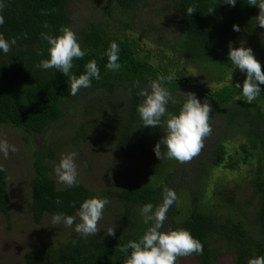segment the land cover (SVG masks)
I'll use <instances>...</instances> for the list:
<instances>
[{
  "label": "trees",
  "instance_id": "trees-1",
  "mask_svg": "<svg viewBox=\"0 0 264 264\" xmlns=\"http://www.w3.org/2000/svg\"><path fill=\"white\" fill-rule=\"evenodd\" d=\"M90 1L96 4V13L73 30L68 13L70 0H0L5 5L0 10L4 17L0 34L9 41L18 38L7 54L0 50V125L19 130L22 141L32 151L26 204L31 223L39 225L44 217L52 219L56 213L75 215L85 199L96 197L79 182L57 189L48 165L54 153L47 145L53 125H66L61 121L63 111L68 112L85 95L94 93L92 101H86L92 120L89 123L95 126L108 123L117 155L124 163L131 162L133 170L130 177L102 195L121 208L114 236L107 232L84 239L74 231L56 244H46L39 253L24 254L23 264H124L127 256L120 247L129 240L138 241L151 226V222L144 223L141 209L151 203L155 210L162 204L165 188L175 193L181 191L187 204L179 206V199L173 203L162 231L186 229L203 245L202 255L179 257L176 264L184 258H191L195 264H217L223 257H230L231 264H248L249 259L264 256V85H260L261 96L254 103L244 101L243 96L236 101L234 96L242 89L234 86L236 83L242 86L246 74L234 68L228 57L229 43L234 48L249 47L264 70V44L256 42L257 34L264 33L255 18L258 7L249 5L247 0H236L235 6L223 0H161L157 14L170 12L173 24L170 33H166L171 37L159 30V35L152 39L153 48L142 52L137 46L139 35H134L139 30L133 28V18L146 0ZM192 5L196 6V12L188 15L187 8ZM209 8H214L212 13H208ZM45 23L49 28L43 26ZM233 25L240 30L234 31ZM65 26L76 33L86 52L82 59H74L71 73L83 74L90 60H96L100 69L101 78L92 79L91 87L82 88L75 96L70 95L68 77L63 73L36 67L48 58V45L41 39V33L59 35V29ZM140 31L154 32L152 28ZM113 41L119 46L118 71L106 67V52ZM38 50L43 55H38ZM183 66L198 67L196 82L184 74ZM230 74V81L225 82ZM160 75L173 77L164 84L177 101L169 102L168 113L178 114L184 99L180 92L186 85L201 103L205 99L210 103L211 126L223 125L227 133L235 132L244 138L235 159L225 153L220 141L214 140L208 158L213 166L233 171L239 164L246 165L252 153L256 154L248 180L252 195L244 202L252 213L249 219L235 202L232 189H213L207 195L210 200L203 201L202 189L191 188L185 182L184 176L189 173L179 175L178 161L159 160L155 155L154 147L165 134V128L142 126L137 107L144 99L138 92ZM120 103L125 107H120ZM106 112L111 116L105 119ZM166 118L167 115L162 120ZM70 132L71 145L78 147L87 142L83 122L70 128ZM34 136L41 137V150L33 145ZM161 152H166L163 145ZM201 177V171L195 174L197 185ZM181 181L185 190L179 188ZM9 201L6 174L0 171V214L5 220L9 217ZM235 207L238 213L233 212ZM130 252L131 249L129 255Z\"/></svg>",
  "mask_w": 264,
  "mask_h": 264
},
{
  "label": "rangeland",
  "instance_id": "rangeland-1",
  "mask_svg": "<svg viewBox=\"0 0 264 264\" xmlns=\"http://www.w3.org/2000/svg\"><path fill=\"white\" fill-rule=\"evenodd\" d=\"M162 6L161 0H146L145 5L136 11V17L133 18V28H137L134 35L139 37L138 50L145 52L147 49L153 48L152 39H155L162 31L164 36H171L169 30L172 29L173 17L169 13L158 15L157 11ZM96 4L90 0H70L68 5V13L72 20L71 28L77 29L82 22L94 16ZM97 9V8H96ZM153 27H148V26ZM154 30L150 33H141L140 29ZM158 29V30H157ZM149 31V30H148ZM167 32V33H166ZM149 34V35H148ZM162 35V36H163ZM256 42L264 44V33L257 34ZM184 74L190 77L192 82H196L198 78V67L183 66ZM238 70V68H237ZM231 74L225 77V82L230 81ZM192 92V90L184 89L183 93ZM94 93L85 95L81 100L72 105L71 109L63 111L61 121L66 122L56 123L54 129L47 138V145L54 151L53 158L48 161L50 168V176L55 183L57 189H63L67 186L58 182L54 169L59 163L61 154L76 152L77 165V182L86 187L96 197L102 198L106 191L113 190L116 184L125 177H130L133 174L132 164L124 163L117 155L112 140L111 134L108 131V123L97 124V126L89 123V111H87L88 103L92 101L91 97ZM103 97V95H102ZM143 101V100H142ZM141 101V103H142ZM92 103V102H91ZM98 105V104H97ZM86 106V108H84ZM120 107H125L124 103H120ZM111 116L110 113H105L106 116ZM92 121V120H90ZM83 122L87 127V142L75 147L70 143L71 132L74 125ZM223 125H212V134L205 138L204 147L200 154L194 157L190 162L180 163L179 175L189 173L184 176V180L191 188L198 186L202 189L203 201H206L207 195L213 189H232L234 192L233 198L241 208L246 212L249 219L251 210H249L245 201L251 198L252 191L249 185L251 169L254 166L256 154L252 153L250 161L246 165L239 164L233 170L224 169L221 166H213L208 158L211 156L213 143L220 141L224 147V151L231 158L238 157L237 147L245 140L235 132H226ZM0 139H7L10 144H13L18 149L17 152H9L7 159L0 153V165H3L6 174V186L10 196L8 205L9 217L5 220L0 214V264H23V255L30 253H39L46 244H56L57 241L63 240L69 233L75 231V225L67 227L64 224L53 226L51 219L44 217L39 225H33L30 221L26 204L29 199L28 181L32 175L31 170V155L32 151L29 144L22 141V133L19 130L11 128L7 125H0ZM33 145L41 150L42 139L40 136L32 138ZM213 142V143H212ZM201 171L202 177L196 184L195 174ZM193 178V179H192ZM181 190H185V185L180 182ZM179 206L185 207L187 204L186 198L181 191L176 193ZM176 199V201H177ZM107 204L103 211L102 219L98 222V232L96 235L107 233L109 229L117 228L118 214L121 211L120 205L111 201ZM212 201H209L211 203ZM246 207V208H245ZM222 213L226 210L219 209ZM233 212L238 213L236 207ZM79 218H77V223ZM95 235V236H96ZM230 257H223L217 264H231ZM177 264H195L191 258H184Z\"/></svg>",
  "mask_w": 264,
  "mask_h": 264
},
{
  "label": "clouds",
  "instance_id": "clouds-1",
  "mask_svg": "<svg viewBox=\"0 0 264 264\" xmlns=\"http://www.w3.org/2000/svg\"><path fill=\"white\" fill-rule=\"evenodd\" d=\"M223 3L235 6L236 0H223ZM251 6H257L258 15L255 17L260 28L264 29V0H247ZM5 7L0 3V10ZM214 8H209L208 13H212ZM196 12V6L192 5L187 8V14L191 15ZM4 24V17L0 15V25ZM45 28L49 25L45 23ZM234 31H239L237 25H233ZM59 35H52L50 32H42L41 39L47 42L48 58L42 59L37 68L56 69L68 77L70 95L75 96L82 88L91 87L92 79L99 80L100 69L96 60H90L85 65V72L79 76L72 74L74 59H82L86 52L82 50L76 33L69 27H61ZM17 37L10 41L0 34V50L7 54L11 47L17 44ZM228 57L234 68H238L246 74V78L241 86L235 84L240 94L234 96V99L247 101L249 104L254 103L261 96L260 85H264V70L260 62L255 58L253 50L249 47H232L229 43ZM38 55H43L38 50ZM106 55L108 57L107 69L118 71L121 68L119 60V46L112 42ZM172 76H158L151 79L144 88L138 92L143 97V101L137 107V112L144 127H164L165 134L155 145L154 152L159 160L163 158L174 159L180 163L190 162L198 156L204 147L205 138L212 134L210 123L211 113L213 111L207 99L203 103L193 92L182 93L184 98L178 114L168 113L167 105L169 102L177 103L170 90L164 86L170 83ZM167 115V118L162 120ZM161 145L166 148V152H161ZM15 145L10 144L7 139H0V153L5 159L8 158L9 152H17ZM76 152L61 154L59 163L56 165L54 172L58 182L67 187H72L77 183V165ZM0 171H5L3 165H0ZM177 196L174 190L165 188L163 193V202L153 210L151 203L145 204L141 213L144 217V223L151 222L138 241L129 240L128 243L120 247V251L125 253L127 259L124 264H176L177 258L187 257L193 254L202 255L203 245L195 239L189 231L180 228L176 230L168 229L162 231L164 223L167 220V212L176 201ZM57 203L60 200L57 199ZM110 201L107 198L92 197L85 199L77 210L75 215H66L56 213L52 216L51 223L53 226L64 224L67 227L75 225V231L84 239L89 236H95L98 232V222L102 219L104 208ZM73 206H75L73 204ZM77 218L79 222L77 223ZM109 236H114V228L109 229ZM76 244V241H73ZM129 249H131L129 255ZM248 264H264V256L249 259Z\"/></svg>",
  "mask_w": 264,
  "mask_h": 264
},
{
  "label": "flooded vegetation",
  "instance_id": "flooded-vegetation-1",
  "mask_svg": "<svg viewBox=\"0 0 264 264\" xmlns=\"http://www.w3.org/2000/svg\"><path fill=\"white\" fill-rule=\"evenodd\" d=\"M193 86H195V85H192V87H193ZM189 88H190V87H188V86H186V85L184 86V89H185V90H186V89H189ZM189 90H190V89H189ZM192 92L194 93L193 90H192Z\"/></svg>",
  "mask_w": 264,
  "mask_h": 264
}]
</instances>
